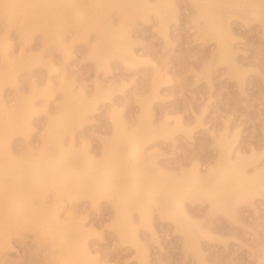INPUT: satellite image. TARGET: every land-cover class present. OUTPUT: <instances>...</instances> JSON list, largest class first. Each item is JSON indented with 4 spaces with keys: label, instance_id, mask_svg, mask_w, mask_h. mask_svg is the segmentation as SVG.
I'll return each instance as SVG.
<instances>
[{
    "label": "rangeland",
    "instance_id": "374dc122",
    "mask_svg": "<svg viewBox=\"0 0 264 264\" xmlns=\"http://www.w3.org/2000/svg\"><path fill=\"white\" fill-rule=\"evenodd\" d=\"M176 11V18L169 23V41L157 29L153 14L149 18L136 17L129 30L132 47L142 60L135 67H126L118 58H112L107 67L98 68L92 55L97 32L92 27L79 29L82 16L70 13L64 20L55 19L62 36L59 43L42 28L26 31L22 13L9 16L0 1V74L13 76L10 81H0V94L8 105L23 102L32 106L30 130L10 138L13 155L22 159L40 154L51 118L60 113L64 103L62 83L76 90L83 87L89 97L100 83L113 87L111 98L99 99L87 119L73 125L72 144L75 150L86 148L95 158L101 157L104 142L113 135L111 113L120 111L132 126L141 112V99L151 95L155 70L164 82L159 95L152 99L154 124L168 120L174 125L181 117L191 128L147 143L146 152L152 153L163 169L178 172L194 162L205 169L216 160L215 136L227 125L230 133L239 130L237 144L241 150L248 151L254 145L263 151L264 27L258 21L233 17V44L244 70L243 81L233 77L226 64L212 68L209 79L204 68L216 41L195 35L192 0H176ZM102 16L115 28L123 23L115 7ZM14 64L20 68L13 74L9 65ZM73 102L77 106L78 98L74 97ZM197 115L202 116L201 124H197ZM64 138L68 141L70 134ZM29 190L34 192L35 188ZM54 190L35 191L34 203L39 207L55 205L61 217L69 216L72 223L84 224L90 233L88 244L99 255L100 264H140L136 248L123 244L112 226L114 206L109 199L95 203L86 194L78 199H59ZM195 207L199 212L193 211L196 219L211 232L210 237L201 238L203 261L195 251L185 248L182 234L154 212L155 234L140 226L151 264H264V197L239 202L232 214L209 211L207 203ZM0 215H4L2 209ZM8 240V245L0 248V264H59L56 247L37 224L13 221Z\"/></svg>",
    "mask_w": 264,
    "mask_h": 264
},
{
    "label": "bare ground",
    "instance_id": "6f19581e",
    "mask_svg": "<svg viewBox=\"0 0 264 264\" xmlns=\"http://www.w3.org/2000/svg\"><path fill=\"white\" fill-rule=\"evenodd\" d=\"M0 1L9 16L22 13L26 31L42 28L59 43L62 36L60 26L54 25L55 19L64 20L70 13L82 16L79 29L92 27L97 32L92 55L98 68L107 67L112 58H118L126 67H135L142 60L132 47L129 30L136 17L149 18L153 14L157 29L169 41V23L177 16L176 0ZM192 1L195 35L216 41L204 74L210 79L212 68L226 64L231 75L242 82L244 70L236 57L231 19L258 21L264 27V0ZM113 7L123 18L119 28L102 16ZM10 65L13 74L20 68L18 64ZM158 75L155 70L151 95L141 99V112L132 126L120 111L111 113L113 135L104 142L99 158L89 154L86 148L75 150L73 125L87 119L99 99H110L112 86L97 83L93 96L89 97L83 87L76 90L62 83L64 103L60 113L51 118L40 154L22 159L13 155L9 141L13 134L30 130L32 106L23 102L8 105L0 94V209L4 213L0 215V248L8 245L12 222L22 219L30 225L37 224L49 235L59 264H100L99 255L88 244L90 233L84 224L72 223L69 216L61 217L55 205L39 207L34 203L35 191L55 188L59 199H78L82 194L95 203L101 198L109 199L114 206L112 226L123 244L136 248L140 264H151L140 226L155 234L154 212L168 220L182 234L185 248L195 251L203 261L201 238L210 237L211 232L196 219L195 205L207 203L209 211L232 214L239 202L264 197V150L258 151L254 145L248 151L241 150L237 144L239 130L230 133L228 125L215 136L217 157L205 169L194 162L178 172L166 171L152 153L146 152L147 143L157 137L168 138L177 130H191L181 117L176 118L174 125L168 120L154 124L152 99L159 95L160 84L164 82ZM12 77L5 72L0 74V81H10ZM74 97L79 100L77 106ZM201 118L197 115V124L202 123ZM67 133L70 134L68 141L64 138ZM31 187L35 188L34 192L29 190Z\"/></svg>",
    "mask_w": 264,
    "mask_h": 264
}]
</instances>
